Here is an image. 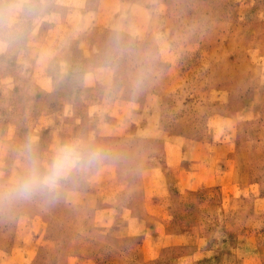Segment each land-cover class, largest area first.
<instances>
[{
    "label": "rangeland",
    "instance_id": "374dc122",
    "mask_svg": "<svg viewBox=\"0 0 264 264\" xmlns=\"http://www.w3.org/2000/svg\"><path fill=\"white\" fill-rule=\"evenodd\" d=\"M0 264H264V0H0Z\"/></svg>",
    "mask_w": 264,
    "mask_h": 264
},
{
    "label": "clouds",
    "instance_id": "9594fccd",
    "mask_svg": "<svg viewBox=\"0 0 264 264\" xmlns=\"http://www.w3.org/2000/svg\"><path fill=\"white\" fill-rule=\"evenodd\" d=\"M25 158L24 174L6 189H0V200L12 202L30 199L45 190L52 193L70 172L77 169L88 170L103 158V154L100 149L75 141L57 146L43 171L30 146L26 148Z\"/></svg>",
    "mask_w": 264,
    "mask_h": 264
}]
</instances>
